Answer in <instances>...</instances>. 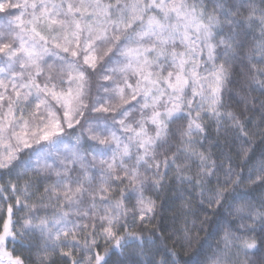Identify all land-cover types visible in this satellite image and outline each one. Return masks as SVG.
<instances>
[{"label": "snow or ice", "instance_id": "1", "mask_svg": "<svg viewBox=\"0 0 264 264\" xmlns=\"http://www.w3.org/2000/svg\"><path fill=\"white\" fill-rule=\"evenodd\" d=\"M0 264H264V0H0Z\"/></svg>", "mask_w": 264, "mask_h": 264}]
</instances>
